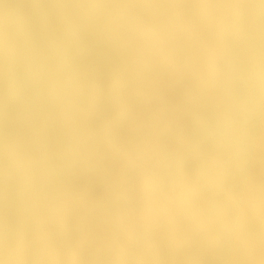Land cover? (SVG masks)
I'll return each instance as SVG.
<instances>
[{"label": "snow or ice", "instance_id": "1", "mask_svg": "<svg viewBox=\"0 0 264 264\" xmlns=\"http://www.w3.org/2000/svg\"><path fill=\"white\" fill-rule=\"evenodd\" d=\"M0 264H264V0H0Z\"/></svg>", "mask_w": 264, "mask_h": 264}]
</instances>
